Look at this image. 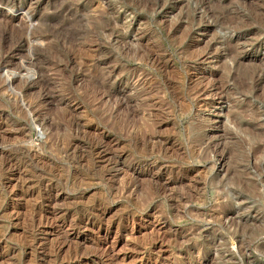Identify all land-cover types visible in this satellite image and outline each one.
<instances>
[{"label": "rangeland", "instance_id": "1", "mask_svg": "<svg viewBox=\"0 0 264 264\" xmlns=\"http://www.w3.org/2000/svg\"><path fill=\"white\" fill-rule=\"evenodd\" d=\"M0 43V264H264V0H0Z\"/></svg>", "mask_w": 264, "mask_h": 264}, {"label": "bare ground", "instance_id": "2", "mask_svg": "<svg viewBox=\"0 0 264 264\" xmlns=\"http://www.w3.org/2000/svg\"><path fill=\"white\" fill-rule=\"evenodd\" d=\"M3 21H4V23H5V26H7L8 24H9V22H10V20L5 16L4 18H3ZM6 21V22H5ZM17 30H19V29H17ZM16 30V31H17ZM20 31V30H19ZM18 31V32H19ZM27 32V31H26ZM46 36V34H45V31L44 30H37V29H32L30 32H29V35H28V37H29V41L31 40V39H33V38H44ZM15 37V36H14ZM47 38V37H46ZM28 41V39H24V38H22V35L20 34V33H18L17 34V36H16V38H15V44L17 45V47L18 48H23V46L27 43V42H29ZM1 44V43H0ZM31 44V43H30ZM14 52V51H13ZM41 72V71H40ZM43 73V72H42ZM41 74V73H40ZM41 76H42V74H41ZM43 77V76H42ZM44 79V78H43ZM13 81V80H12ZM44 81V80H43ZM45 82V81H44ZM46 84V83H45ZM21 85V84H20ZM19 86V85H18ZM23 86V85H22ZM16 89H17V87H16ZM20 91H21V89H20ZM212 217V216H211ZM247 218V217H246ZM253 220V219H252ZM260 222V221H259ZM258 222V223H259ZM243 223V222H242ZM241 223V224H242ZM234 225H235V223H234ZM252 225V224H251ZM239 228H240V226H239ZM244 228V227H243ZM251 229V228H250ZM249 229V230H250ZM258 229H259V227H258ZM262 229V228H261ZM243 230V229H242ZM257 230V229H256ZM255 234V232H252V233H250L247 237H246V240H237V249H238V251L239 250H241L244 246H247L248 244H247V240H249V238H251V236H253ZM255 237V236H254ZM240 238V237H239ZM257 238V237H256ZM251 240V239H250ZM249 243V242H248ZM252 243V242H251ZM251 243H249L250 245H251ZM257 244H258V242H257ZM260 253V252H259ZM249 258V257H248ZM255 264V263H254Z\"/></svg>", "mask_w": 264, "mask_h": 264}]
</instances>
